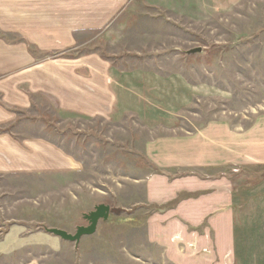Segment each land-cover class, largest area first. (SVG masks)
<instances>
[{
  "label": "rangeland",
  "instance_id": "rangeland-1",
  "mask_svg": "<svg viewBox=\"0 0 264 264\" xmlns=\"http://www.w3.org/2000/svg\"><path fill=\"white\" fill-rule=\"evenodd\" d=\"M160 1L168 4L166 10L134 0L117 13H87L93 27L63 51L70 59L96 57L120 74L123 88L116 97L118 111L126 112L122 120L64 117L46 98L21 113L13 131L55 144L77 165L66 173L0 177V217H5L0 238L15 228L34 242L13 261L34 257L36 264H171L145 244L148 218L176 203L165 211L159 209L169 204L144 205L142 180L158 173L143 156L144 143L156 134H191L217 120L249 130L264 115V0ZM6 39L15 41L13 36ZM197 48L201 53L187 54ZM40 56L57 58L59 53ZM133 73L162 75V86L139 83L129 76ZM151 120L164 128L151 131L146 126ZM237 171L231 178L239 186L264 177V168ZM99 205L110 208L109 219L99 221L95 234L77 245L46 233L57 229L74 235L87 225L83 216ZM12 234L6 244L15 241ZM43 235L59 243L54 251L43 243ZM95 244L105 254L96 256ZM248 255L249 264L256 257L264 264V253Z\"/></svg>",
  "mask_w": 264,
  "mask_h": 264
},
{
  "label": "crops",
  "instance_id": "crops-1",
  "mask_svg": "<svg viewBox=\"0 0 264 264\" xmlns=\"http://www.w3.org/2000/svg\"><path fill=\"white\" fill-rule=\"evenodd\" d=\"M133 1L0 0V177L76 170L77 162L55 144L13 131L21 113L40 98L53 102L64 117L122 120L126 112L118 111L116 97L123 88L120 74L96 57L70 59L63 51L93 27L87 13H117ZM146 4L160 11L168 5L160 0ZM10 36L15 41L6 39ZM52 52L59 56H40ZM129 76L162 86V75ZM162 125L151 120L146 126L158 132ZM143 156L158 170L142 180L144 205L177 200L173 209L148 218L145 244L159 251L161 261L249 264L248 253H264V177L240 186L231 178L241 168H264V115L249 130L217 120L187 135L156 134L144 143ZM10 232L15 241L6 244ZM22 232L14 228L0 238V264H36L31 256L27 262L13 261L18 251L34 243ZM43 240L54 251L58 242L44 235ZM94 246L96 256L105 254L103 246L102 251ZM251 264H258L257 257Z\"/></svg>",
  "mask_w": 264,
  "mask_h": 264
},
{
  "label": "water",
  "instance_id": "water-1",
  "mask_svg": "<svg viewBox=\"0 0 264 264\" xmlns=\"http://www.w3.org/2000/svg\"><path fill=\"white\" fill-rule=\"evenodd\" d=\"M201 53V49H192L187 54L194 55ZM110 208L106 205H99L94 208L93 212L83 216V219L88 222L87 227H78L74 235L67 234L62 230L50 229L48 232L61 240L69 243L78 244L82 237L92 236L96 232L99 221H107L109 219Z\"/></svg>",
  "mask_w": 264,
  "mask_h": 264
},
{
  "label": "trees",
  "instance_id": "trees-1",
  "mask_svg": "<svg viewBox=\"0 0 264 264\" xmlns=\"http://www.w3.org/2000/svg\"><path fill=\"white\" fill-rule=\"evenodd\" d=\"M174 203H176V202L174 201V202L170 203L169 206H164V207H162V209L160 208L159 211H160V210H161V211H165V210L171 208V207L173 206Z\"/></svg>",
  "mask_w": 264,
  "mask_h": 264
},
{
  "label": "flooded vegetation",
  "instance_id": "flooded-vegetation-1",
  "mask_svg": "<svg viewBox=\"0 0 264 264\" xmlns=\"http://www.w3.org/2000/svg\"><path fill=\"white\" fill-rule=\"evenodd\" d=\"M87 226H88V222H87V225L85 227H87Z\"/></svg>",
  "mask_w": 264,
  "mask_h": 264
}]
</instances>
